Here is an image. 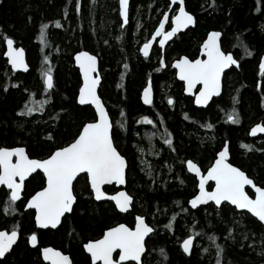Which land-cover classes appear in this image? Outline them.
Wrapping results in <instances>:
<instances>
[{"label":"trees","instance_id":"16d2710c","mask_svg":"<svg viewBox=\"0 0 264 264\" xmlns=\"http://www.w3.org/2000/svg\"><path fill=\"white\" fill-rule=\"evenodd\" d=\"M184 2L195 24L176 33L163 52L153 45L145 57L139 47L169 9L168 0H131L123 28L117 0H80L79 12L76 0H0V147L21 145L30 156H42L52 146L70 141L81 123L93 117L89 105L76 103L80 76L72 58L75 52L88 50L98 57V91L111 119L114 143L127 161L126 190L133 197L131 209L121 213L112 202L85 195L89 189L81 175L75 181L74 212L56 229L37 230L32 210H24L21 204L40 187L39 177L33 174L25 181L22 199L13 205L16 212L4 211L7 189L1 187L0 228L10 230L18 225L19 238L0 264H46L38 252L43 245L65 250L73 264H90L82 243L115 223L131 226L135 214L144 215L153 227L146 239L143 264H216L217 245L220 264H264V229L255 218L228 203L188 206L196 192V179L184 163L192 159L204 171L227 141L230 161L264 187V135L250 137L248 133L252 125L264 124V74L258 68L264 51V0L259 9L256 0H215L212 6V0ZM41 24L48 25L44 44L39 39ZM210 30L222 33V47L233 53L240 66L226 71L221 93L198 108L183 93L171 61L180 55L195 57ZM5 36L25 49L27 72L7 64ZM45 55L48 61L43 60ZM49 65L54 86L45 92L42 70ZM148 78L153 99L144 105L140 95ZM26 102L42 110L26 113ZM233 109L239 122L227 120ZM143 116L152 123L141 120ZM205 123L213 127H202ZM144 129L153 134L150 148L143 139ZM165 130L172 136L171 145L164 143ZM49 133L54 137L51 140ZM105 189L111 192L114 186ZM31 230L38 231L37 247L26 242ZM188 235L194 240L185 255L180 241Z\"/></svg>","mask_w":264,"mask_h":264},{"label":"snow or ice","instance_id":"6c2138e0","mask_svg":"<svg viewBox=\"0 0 264 264\" xmlns=\"http://www.w3.org/2000/svg\"><path fill=\"white\" fill-rule=\"evenodd\" d=\"M176 0H173L175 3ZM257 9L261 0H256ZM119 16L124 24L128 22L129 0H118ZM215 0H212V6ZM172 8V4L168 5ZM77 12L80 8V0H76ZM175 14L170 17L171 26L166 28V21L169 19L168 11H164L159 19L158 25L152 31V39L146 40L139 47L140 53L145 57L149 56V49L153 39L159 37V44L163 49L166 41L174 37L177 32L195 24L194 15L186 10L184 0H179V7ZM57 26L60 22L56 21ZM47 24L40 25L39 39L41 43H46L45 29ZM222 33L218 30H210L206 37L199 44V55L190 58L181 55L172 62L175 75L183 81L185 93L194 95L196 105H207L209 100L221 91L222 74L230 66L239 67V61L234 58L232 52L225 50L221 42ZM4 42L6 50L3 55L7 58L12 69H27L28 65L24 60V49L14 47L11 37L5 36ZM43 51V49H41ZM245 54L252 55L251 51L245 50ZM49 57L45 55L44 61ZM75 63L79 66L83 83L79 86L76 100L80 105L90 104L94 106L95 113L89 120L83 121L73 134L70 141L62 146L54 145L42 156H30L24 146L0 147V186H5L7 196L4 211L16 212L13 205L20 200L25 187L26 178L35 174L40 179V187L26 198L23 208L34 210L32 219L37 230L56 229L62 224L63 218L67 214L73 213L75 203L78 199L75 194V181L82 174H86L85 186L89 189L85 195L95 200L108 199L114 202L115 209L120 212H127L132 207L133 197L126 191H116L112 194L103 189V185L115 183L122 185L126 182V158L118 150L114 143L111 132L112 123L108 111L105 109L101 98L97 95V84L101 77L97 72V57L87 51L75 53ZM160 67L165 66L163 56L159 60ZM127 67V65H125ZM258 68L264 74V54H261L258 61ZM52 68L49 65L42 70L43 86L45 92L53 88ZM93 73H96L93 75ZM199 85V91L193 89ZM256 87L261 89V82L257 81ZM140 98L145 104L152 103V86L148 82L144 85ZM168 103H173V98L169 96ZM261 106H264V96L261 97ZM26 102V113L40 111ZM124 115L123 111L120 113ZM186 119H190L185 114ZM141 120L152 123L147 117ZM227 120L239 122V115L233 109L227 114ZM202 127L211 129V123H205ZM166 131L164 143L172 144V136ZM264 133V125L256 123L251 128V134ZM51 133L48 139H53ZM245 148L248 145H244ZM229 145L225 141L223 147L215 154V159L203 173L201 168L192 159H187L184 163L187 170L194 173L198 179V192L193 195L188 204L195 208L202 202L213 201L217 206H222V202H228L238 210H246L258 221L264 224V187L258 186L252 178L240 167L228 162ZM151 175V172H149ZM208 181H214L215 186L207 190L205 185ZM245 186H251L255 191V197H251L245 190ZM171 221L169 222V227ZM31 230L26 234L28 245L37 247L39 245L38 231ZM153 232V228L146 222L144 215L135 216V226L130 227L126 223H115L113 226L105 227L101 235L97 238L87 239L82 243L83 250L88 254L90 264H143L142 254L146 251L145 237ZM231 233L232 229L229 228ZM19 237L18 225H14L10 230L0 228V257L13 247ZM214 240L215 237H212ZM193 241V236L188 235L182 240L181 247L184 253H189ZM217 261L220 264V246L217 245ZM118 250V258H114ZM163 249L160 252L163 254ZM39 254L48 264H73L70 256L63 251L52 247L43 246L38 248Z\"/></svg>","mask_w":264,"mask_h":264},{"label":"water","instance_id":"95a60500","mask_svg":"<svg viewBox=\"0 0 264 264\" xmlns=\"http://www.w3.org/2000/svg\"><path fill=\"white\" fill-rule=\"evenodd\" d=\"M130 1L131 0H129V8H130ZM169 1V3L170 4H172V8H173V6H176V8H178L179 7V0H176V2L175 3H173V0H168ZM117 3H118V0H117ZM172 8H169L168 10H166V11H168V13H169V19L166 21V24L170 21V17L172 16V15H174L175 14V11H174V13H171V10H172ZM118 9H119V4H118ZM163 16V15H162ZM161 16V17H162ZM129 17V16H128ZM120 19H121V17H120ZM121 23H123V21H122V19H121ZM170 24H171V22H170ZM125 25V24H124ZM194 25V24H193ZM193 25H189L187 28H189V27H192ZM187 28H184V29H182V30H180L179 32H183V31H185ZM155 30V29H154ZM153 30V31H154ZM206 37V36H205ZM173 38V37H172ZM172 38H170L168 41H166V43H165V45H164V47H163V49L162 50H164V48H165V46L172 40ZM149 39H152V37L150 36V38ZM157 40V44H158V46L161 48V46H160V44H159V37H157L156 39H153V43H152V46H153V44L155 43V41ZM14 47H18V48H23L21 45H17L15 42H14V45H13ZM152 46L150 47V49H149V52H150V50H151V48H152ZM24 49V48H23ZM6 50V44H5V42H4V51ZM3 51V52H4ZM79 51H87V52H89L88 50H85V49H81V50H79ZM79 51H77V52H79ZM76 53V52H75ZM75 53L73 54V65L77 68V70H78V73H79V76H80V84L81 83H83V79H82V76H81V73H80V69H79V66L75 63V59H74V57H75ZM90 54H92V55H95V54H93V53H91V52H89ZM200 53H198V55H199ZM263 54H264V51H263ZM96 56V55H95ZM3 57L6 59V61H7V64L10 66V68L12 69V67H11V65L8 63V60H7V58L3 55ZM97 57V56H96ZM235 58V57H234ZM175 59H177V58H175ZM174 59V60H175ZM24 60H25V63L28 65V62H27V58H26V52H25V49H24ZM173 60V61H174ZM172 61V62H173ZM171 65H172V63H171ZM234 66V65H233ZM172 67H173V65H172ZM232 66H230L229 67V69L231 68ZM96 68H97V72L99 73V61H98V57H97V62H96ZM174 68V67H173ZM229 69H226L225 70V72L226 71H228ZM29 70V65H28V67H27V69H23V68H20V69H15V71H18V72H23V73H25V72H27ZM175 70V69H174ZM225 72L222 74V78H221V91H222V80H223V76H224V74H225ZM96 73H93V75H95ZM99 75H100V73H99ZM101 77V76H100ZM175 77H176V79L178 80V81H180V82H182L183 83V81H181L176 75H175ZM100 81H101V79H100ZM100 81H99V83L97 84V95L101 98V96H100V94H99V91H98V89H99V85H100ZM148 82H150L151 83V79L150 78H148L147 79V81H146V83H148ZM80 86V85H79ZM151 86H152V83H151ZM143 89V88H142ZM78 91H79V88H78ZM78 91H77V94H76V96L78 95ZM199 91V85H197L196 86V88H194L193 89V92H198ZM221 91H220V93H221ZM141 93H142V90H141ZM183 93L185 94V95H188V96H192L193 97V105L194 106H196V107H198V108H204V107H206L208 104H209V102L212 100V98L213 97H216V96H218L219 94H216V95H214L210 100H209V102H208V104L207 105H196L195 103H194V99H195V97H194V95H192V93H185L184 92V90H183ZM141 96V95H140ZM141 99V98H140ZM152 99H153V88H152ZM101 101H102V103L104 104V102H103V100H102V98H101ZM141 102L144 104V105H148V104H145L143 101H142V99H141ZM76 103L77 104H79L78 102H77V100H76ZM80 105V104H79ZM85 105H89L92 109H93V111H94V113H95V109H94V106H92V105H90V104H85ZM104 106H105V109L107 110V107H106V105L104 104ZM108 111V110H107ZM110 117V116H109ZM111 120V119H110ZM260 123V122H259ZM262 124V123H261ZM262 125H264V124H262ZM253 126V125H252ZM252 126L249 128V136L250 137H256V136H259V135H264V133H256V134H251V128H252ZM111 131H112V129H111ZM224 145V144H223ZM223 145H222V147H223ZM19 146V145H18ZM21 146V145H20ZM14 147H16V146H14ZM221 147V148H222ZM220 148V149H221ZM220 151V150H219ZM215 159V158H214ZM214 161V160H213ZM212 161V162H213ZM228 162L229 163H232L231 161H230V155L228 156ZM212 164V163H211ZM210 164V165H211ZM233 164V163H232ZM209 165V166H210ZM233 165H235V164H233ZM208 166V167H209ZM236 166V165H235ZM208 167L203 171L202 169H201V171L203 172V173H206L207 172V169H208ZM238 167V166H237ZM126 168H127V161H126ZM185 168H186V170H187V167H186V165H185ZM187 172H189L188 170H187ZM189 173H191V172H189ZM246 173V172H245ZM192 175H194V177H195V179H196V192H198V187H197V185H198V179L196 178V176H195V174L194 173H191ZM247 174V173H246ZM83 175V174H82ZM84 175H86V174H84ZM250 177V176H249ZM251 178V177H250ZM28 178H26V180H27ZM253 179V178H252ZM255 182V181H254ZM256 183V182H255ZM209 184H211L210 186H209ZM257 184V183H256ZM114 186V188H115V190L113 191V192H108L106 189H105V187L106 186ZM258 186H260L259 184H257ZM209 186V187H208ZM215 186V183H214V181H208L207 183H206V185H205V187H206V189L207 190H211V188L212 187H214ZM1 187H4L5 189H6V187L5 186H0V188ZM103 187V189L106 191V192H108V193H110V194H112V193H114V192H116V191H121V190H124V191H126V192H128L127 190H126V182L124 183V184H122V185H117V184H115V183H112V184H105V185H103L102 186ZM262 187V186H261ZM245 190L248 192V191H250L251 192V194L249 193V195L251 196V197H255V191L251 188V186H245ZM196 192L193 194V195H195L196 194ZM192 195V196H193ZM191 196V197H192ZM190 197V198H191ZM21 198H22V196H21ZM20 198V199H21ZM189 198V199H190ZM94 199V198H93ZM188 199V200H189ZM95 200V199H94ZM19 201V200H18ZM95 201H98V200H95ZM99 201H110V200H108V199H102V200H99ZM110 202H112V201H110ZM133 202V201H132ZM26 203V202H25ZM209 203H212L214 206H216V207H219V206H217L213 201H207V202H202L201 204H199V205H197L195 208H197V207H199V206H204V205H206V204H209ZM222 203H228V202H222ZM112 204L114 205V202H112ZM229 205H231L230 203H228ZM188 206L190 207V208H192V209H195V208H193L191 205H189L188 204ZM231 206H233V205H231ZM114 207H115V205H114ZM234 207V206H233ZM235 208V207H234ZM131 209V208H130ZM129 209V210H130ZM24 210H26V209H24ZM128 210V211H129ZM237 211H245V212H247L246 210H238V209H236ZM118 211V210H117ZM33 212H34V210H33ZM120 212V211H119ZM121 213H126V212H121ZM248 213V212H247ZM250 216H252V214L251 213H248ZM34 215V214H33ZM136 215H138V214H135V216ZM135 216H134V222H133V225L131 226V227H134L135 226ZM253 218H255L254 216H252ZM146 219V218H145ZM257 221H258V219L257 218H255ZM147 222V221H146ZM259 222V221H258ZM120 223H124V222H120ZM148 223V222H147ZM260 223V222H259ZM261 225H262V227H263V229H264V224H262V223H260ZM150 225V224H149ZM113 226V225H112ZM151 226V225H150ZM152 227V226H151ZM153 228V227H152ZM50 229V228H49ZM40 230H43V229H40ZM151 234V233H150ZM150 234H148L146 237H145V240L148 238V236L150 235ZM193 236V235H192ZM19 238V237H18ZM186 238V237H185ZM184 239V238H183ZM182 239V240H183ZM182 240L180 241V247H181V243H182ZM193 240H194V236H193ZM15 245V244H14ZM13 245V246H14ZM47 246H51V245H47ZM192 246H193V241H192V245H191V248H192ZM43 247V246H42ZM53 247V246H52ZM191 248H190V251H191ZM12 249V248H11ZM10 249V250H11ZM58 249V248H57ZM10 250L8 251V252H10ZM60 250V249H59ZM181 250H182V247H181ZM183 251V250H182ZM190 251H189V253H190ZM7 252V253H8ZM85 252V251H84ZM6 253V254H7ZM86 253V252H85ZM183 253H184V251H183ZM189 253H184L185 255H189ZM5 254V255H6ZM67 254V253H66ZM87 254V253H86ZM115 254H117L114 258H118V250L116 251V253ZM144 254V253H143ZM143 254H142V257H143ZM69 255V254H68ZM88 255V254H87ZM70 256V255H69ZM40 257H41V259H42V261L44 262V263H46V264H48V262H46V261H44L43 260V258H42V256L40 255ZM0 258H3V257H0ZM71 258V257H70ZM98 264H99V262H97Z\"/></svg>","mask_w":264,"mask_h":264},{"label":"flooded vegetation","instance_id":"af4514ba","mask_svg":"<svg viewBox=\"0 0 264 264\" xmlns=\"http://www.w3.org/2000/svg\"><path fill=\"white\" fill-rule=\"evenodd\" d=\"M171 11H172V10H171ZM173 12H174V11H173ZM173 12H171V13H173ZM157 25H158V23H157ZM157 25H156V26H157ZM170 25H171V24H170V21H169V22L166 24V28H170ZM177 33H178V32H177ZM150 36H151V35H150ZM205 36H206V35H205ZM149 38H150V37H149ZM149 38H148V39H149ZM204 38H205V37H204ZM172 39H173V38H172ZM153 45H154V47H155V46H156V47H159L158 44H157V40L155 41V43H154ZM152 47H153V46H152ZM159 48H160V47H159ZM160 49H161V48H160ZM161 51L163 52L164 50L161 49ZM198 53H199V51H198ZM198 53H197V55H198ZM197 55H196V56H197ZM180 56H181V55H180ZM177 58H178V57H177ZM193 58H195V57H193ZM174 59H175V58H174ZM174 59H173V60H174ZM173 60H172V61H173ZM172 61H171V63H172ZM171 67H172V65H171ZM172 69L174 70L173 67H172ZM174 76H175V70H174ZM175 78H176V77H175ZM179 82H180V81H179ZM180 83L182 84V90H183V83H182V82H180ZM190 97H191V99H192V101H193V97H192V96H190ZM83 175H84V174H83ZM84 176L86 177V175H84ZM208 187H209V186H208ZM114 190H115V188H114ZM114 190H113V191H114ZM113 191H111V192H113ZM29 196H30V195H29ZM21 199H22V198H21ZM20 201H21V200H20ZM25 202H26V199H25V200L23 199V202H22V204H21V205H22V208H23V204H24ZM23 209H24V208H23ZM32 212H33V210H32ZM33 214H34V212H33ZM134 216H135V215H134ZM132 225H133V224H132ZM132 225H131V226H132ZM131 226H130V227H131ZM43 246H47V245H43ZM51 246H52V245H51ZM40 247H42V246H40ZM53 247H54V246H53ZM55 248H57V247H55ZM58 249H59V248H58ZM60 250H61V249H60ZM82 250H83V247H82ZM61 251H63L64 253H67L65 250H61ZM83 252H84V250H83ZM84 253H85V252H84ZM67 254H69V253H67ZM69 255H70V254H69ZM116 255H117V254H115V256H116ZM115 256H114V257H115ZM71 260H72V259H71ZM89 260H90V259H89Z\"/></svg>","mask_w":264,"mask_h":264},{"label":"rangeland","instance_id":"374dc122","mask_svg":"<svg viewBox=\"0 0 264 264\" xmlns=\"http://www.w3.org/2000/svg\"><path fill=\"white\" fill-rule=\"evenodd\" d=\"M163 15V14H162ZM161 15V16H162ZM161 18V17H160ZM155 29V28H154ZM152 132H151V130H149V129H144V131H143V139L146 141V143H147V145H148V147L150 148L151 147V143H150V141H151V139H152ZM151 151V150H150Z\"/></svg>","mask_w":264,"mask_h":264},{"label":"bare ground","instance_id":"6f19581e","mask_svg":"<svg viewBox=\"0 0 264 264\" xmlns=\"http://www.w3.org/2000/svg\"><path fill=\"white\" fill-rule=\"evenodd\" d=\"M174 7V6H173ZM176 9V8H175ZM119 12V11H118ZM174 13V12H173ZM158 23H159V21H158ZM171 26V25H170ZM263 54V53H262ZM143 55V54H142Z\"/></svg>","mask_w":264,"mask_h":264}]
</instances>
